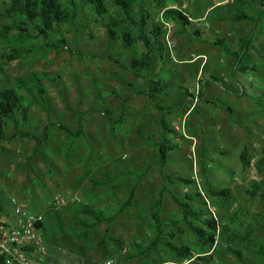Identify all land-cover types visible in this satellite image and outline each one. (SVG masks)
Segmentation results:
<instances>
[{
    "label": "rangeland",
    "instance_id": "obj_1",
    "mask_svg": "<svg viewBox=\"0 0 264 264\" xmlns=\"http://www.w3.org/2000/svg\"><path fill=\"white\" fill-rule=\"evenodd\" d=\"M237 1L105 0V20L118 33L133 30L127 8L135 15L143 11L150 25L161 26L164 50L153 54L155 62L143 78L128 70L143 45L133 42L123 48L120 40L109 42L88 6L83 5L82 27L62 26L66 47L56 50L33 38L31 29L33 39L25 41L24 34L9 28L1 40L11 21L3 17L0 0V90L31 75L44 89V101L36 92L34 98L22 93L28 122L20 130L28 137H14L9 125L7 140L0 141V201L14 197L43 214L48 258L59 259L60 241L78 256L98 261L119 257V264H127L126 255L154 241L152 206L160 196V216L174 224L175 244L197 251L172 199L191 193L201 196L228 232L217 235L213 251L203 258L216 264H264L254 249L264 248V201L249 194L254 183L264 185V171L257 165L264 151V22L228 21L225 9L235 10ZM246 7L249 16L261 10L257 2ZM169 8L188 14L185 30L163 20ZM218 40L223 44L214 45ZM245 40L250 45L241 51ZM10 55L17 58L9 60ZM148 80L164 84L155 100L164 110L141 93ZM162 121L173 133L164 131ZM160 145L168 148L164 165ZM242 152L248 166L240 161ZM133 186L131 205L119 212ZM223 189L226 197L210 193ZM55 195L65 200L57 210ZM79 205L113 215L114 221L83 229L75 224L85 219L75 214ZM192 206L201 208L195 202ZM249 229L251 237L241 240ZM232 233L240 238L230 240ZM225 247L240 252L241 261ZM162 250L159 246L151 257H136L133 264L166 258Z\"/></svg>",
    "mask_w": 264,
    "mask_h": 264
},
{
    "label": "trees",
    "instance_id": "obj_2",
    "mask_svg": "<svg viewBox=\"0 0 264 264\" xmlns=\"http://www.w3.org/2000/svg\"><path fill=\"white\" fill-rule=\"evenodd\" d=\"M2 1L4 6L3 17L6 20L11 21V24L1 33V40L6 39L7 31L10 28L24 34L21 38L25 41L33 38H39L44 42L46 48L60 50L66 47V41L61 35V32H59L60 29L65 25H69L75 29L78 26L82 27L83 22H80L79 20L83 16V5H86L92 13L100 18L109 42H116L120 40L123 48L130 47L133 42H138L143 45L144 51L139 54L137 58H134L131 61V65L128 68V70L136 77L145 78L149 74L153 63L155 62L153 54L158 52L159 55H162L164 50V33L161 26H157L155 24L150 25L149 19L143 11H140L135 15L127 8V20L133 27V30H128L127 32L121 31L118 33L114 29V26L109 21L105 20V16L107 15L106 9L104 8L105 0ZM155 1L160 3L162 0ZM251 2H257L261 8V10L255 13L254 16H249L246 12L250 9V7L246 6H248V4L250 6ZM223 8H226V6H220L218 9ZM262 8L264 9V0H240L237 3L235 10L230 11V9L228 10V7L225 9V18L233 23H240L242 21H253L258 23L259 20H263L264 22V10H262ZM163 20L171 21L183 30H185L189 24L188 14L179 8H169L164 10ZM29 29H31L34 33L33 38L30 35ZM57 35L58 37L54 41L51 40V37ZM217 42L218 43H215L214 45L219 46L223 44L220 40ZM244 45H250L249 41H243L241 51L244 50ZM226 51L229 52L227 49ZM234 55L237 59L240 58L239 54ZM16 58L17 55H10L9 60ZM163 86L164 84L162 82L148 80V87L141 92L151 102H153L154 106L156 105V108L159 110H164V108L157 106L155 100L156 95L162 91ZM34 92H36L39 98L44 101V89L40 85V80L34 75L18 79L14 88L10 87L0 90V141L7 140L6 129L9 125H12L15 132L14 137H28V134L20 130V125L28 122V110L27 107H25L24 96L22 93L26 96L34 98ZM227 111L231 113L230 109H227ZM161 126L167 133H173L166 128L163 121L161 122ZM167 149L168 148L163 145L159 146V161L161 165L165 164ZM240 161L244 166L249 165V160L243 152L240 154ZM257 165L259 170L264 171V151L261 158L258 160ZM185 183L187 184L189 182ZM135 189L136 187L133 186L126 202L121 206L119 212H122L125 208L131 205L130 203L135 197ZM210 193L213 196L226 197L228 195V190L223 189L219 192L210 191ZM249 194L251 197H259L261 201H264V185L260 186L254 183ZM172 199L180 208L181 215L187 229L194 236V244L197 251H193L187 246L181 244H175L177 238L176 233L173 231L174 224L172 222L163 221L160 216L162 206V197L160 196L152 206V218L155 223L156 231L154 241L147 248L141 249L140 253H147L160 246L164 251L175 258L189 260L193 258L194 252L198 255H205L212 252L216 246V238L219 235L225 236L228 233L227 229L224 226H218L217 221L206 210L205 203L201 200V196L199 194L188 193L184 194L182 197L172 195ZM194 202L199 204L201 208L192 206V203ZM75 214L85 218L76 220L75 224L86 230L92 229L102 223L111 225L115 217L113 215H108L103 211L95 210L87 205H79ZM39 226L42 232L46 231L44 221ZM260 228H263V226ZM252 234L253 230L249 229L241 240L247 241ZM105 238L118 245V241L116 239L110 238L108 235H106ZM239 238V236H236L233 233L229 235V239L232 241ZM254 249H256V254L264 256L263 247L259 246ZM225 251L241 261L240 252L232 249L231 247H225ZM201 258L210 262L209 259L207 260L206 258H203V256H201Z\"/></svg>",
    "mask_w": 264,
    "mask_h": 264
},
{
    "label": "built area",
    "instance_id": "obj_3",
    "mask_svg": "<svg viewBox=\"0 0 264 264\" xmlns=\"http://www.w3.org/2000/svg\"><path fill=\"white\" fill-rule=\"evenodd\" d=\"M64 203L62 196L53 197L54 210ZM43 221V214L32 211L23 200L1 201L0 264H46V244L39 226Z\"/></svg>",
    "mask_w": 264,
    "mask_h": 264
},
{
    "label": "crops",
    "instance_id": "obj_4",
    "mask_svg": "<svg viewBox=\"0 0 264 264\" xmlns=\"http://www.w3.org/2000/svg\"><path fill=\"white\" fill-rule=\"evenodd\" d=\"M112 238V237H110ZM116 239V238H113ZM52 240V239H51ZM55 241V240H54ZM118 241V245H116L115 243H113L112 241H110L111 243L114 244L115 247H119L120 246V241ZM59 242V245H56V249H58L59 251V259L58 258H48L47 257V253H46V264H119L121 262L118 263V259L119 257H117L115 260L112 259H104V260H93V259H87L85 257L82 256H78L76 253H72L71 251H67L66 249L62 248L61 242ZM45 244H47L45 242ZM102 244V243H101ZM157 249L155 250H151L147 253H140L141 250H139L138 252L135 253H131L126 255L124 258L126 260L123 259L124 262H126L127 264H133L132 259L145 255V254H150L153 255V252H155ZM118 251V250H116ZM123 252V251H122ZM162 254H164L165 256H167L166 258H159L158 260H152L151 264H216L214 262H208L204 259L201 258V255H198L196 252H194L193 254V258L189 259V260H182V259H178L173 257L172 255H169L166 251L162 250L161 251ZM200 257V258H199ZM122 258V256H121Z\"/></svg>",
    "mask_w": 264,
    "mask_h": 264
}]
</instances>
